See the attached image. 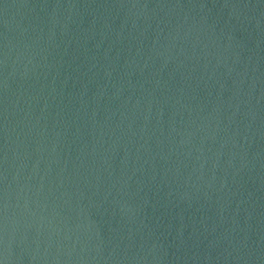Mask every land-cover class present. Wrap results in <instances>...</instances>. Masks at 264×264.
Instances as JSON below:
<instances>
[{"label": "water", "instance_id": "95a60500", "mask_svg": "<svg viewBox=\"0 0 264 264\" xmlns=\"http://www.w3.org/2000/svg\"><path fill=\"white\" fill-rule=\"evenodd\" d=\"M0 264H264V0H0Z\"/></svg>", "mask_w": 264, "mask_h": 264}]
</instances>
